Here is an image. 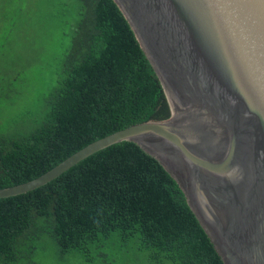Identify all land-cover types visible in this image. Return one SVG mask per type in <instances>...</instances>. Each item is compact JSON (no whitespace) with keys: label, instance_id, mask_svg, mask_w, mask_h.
<instances>
[{"label":"trees","instance_id":"trees-1","mask_svg":"<svg viewBox=\"0 0 264 264\" xmlns=\"http://www.w3.org/2000/svg\"><path fill=\"white\" fill-rule=\"evenodd\" d=\"M46 1L63 52L37 104L0 120V190L37 179L106 135L172 115L115 0ZM68 258L225 264L178 183L131 141L95 152L38 190L0 199V264Z\"/></svg>","mask_w":264,"mask_h":264},{"label":"water","instance_id":"water-1","mask_svg":"<svg viewBox=\"0 0 264 264\" xmlns=\"http://www.w3.org/2000/svg\"><path fill=\"white\" fill-rule=\"evenodd\" d=\"M168 97L172 115L95 140L24 195L124 141L152 155L184 192L225 264H264V0H115Z\"/></svg>","mask_w":264,"mask_h":264},{"label":"rangeland","instance_id":"rangeland-1","mask_svg":"<svg viewBox=\"0 0 264 264\" xmlns=\"http://www.w3.org/2000/svg\"><path fill=\"white\" fill-rule=\"evenodd\" d=\"M49 14L46 0H0V120L3 123L33 108L41 93L52 84L63 46ZM16 76L19 83L6 87ZM53 263L52 260L50 264ZM59 264L83 263L68 258Z\"/></svg>","mask_w":264,"mask_h":264}]
</instances>
